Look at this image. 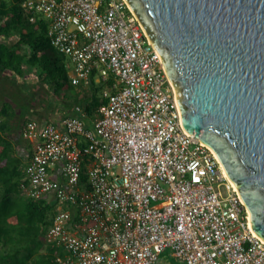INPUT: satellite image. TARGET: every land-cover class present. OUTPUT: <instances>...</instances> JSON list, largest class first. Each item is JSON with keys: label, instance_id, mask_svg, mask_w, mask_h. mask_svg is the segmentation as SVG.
Listing matches in <instances>:
<instances>
[{"label": "built area", "instance_id": "2783aa9c", "mask_svg": "<svg viewBox=\"0 0 264 264\" xmlns=\"http://www.w3.org/2000/svg\"><path fill=\"white\" fill-rule=\"evenodd\" d=\"M21 7L47 21L74 87L92 76L110 82L92 128L75 106L57 123L29 119L20 131L32 147L20 193L57 203L43 236L53 254L64 252L55 264H154L166 250L184 264H264L249 211L214 151L183 129L161 57L127 2Z\"/></svg>", "mask_w": 264, "mask_h": 264}, {"label": "water", "instance_id": "95a60500", "mask_svg": "<svg viewBox=\"0 0 264 264\" xmlns=\"http://www.w3.org/2000/svg\"><path fill=\"white\" fill-rule=\"evenodd\" d=\"M125 1L264 240V0Z\"/></svg>", "mask_w": 264, "mask_h": 264}, {"label": "trees", "instance_id": "16d2710c", "mask_svg": "<svg viewBox=\"0 0 264 264\" xmlns=\"http://www.w3.org/2000/svg\"><path fill=\"white\" fill-rule=\"evenodd\" d=\"M21 1L0 0V264H55L56 255L64 252L57 248L53 254L43 236L57 213V203L52 198H30L19 191L24 159L16 149L18 142L11 138L16 112L20 111L19 119L23 120L32 101L44 102L39 91L47 88L64 102L65 116L73 115L75 106L81 107L85 128L90 129L106 98L95 95L100 85L93 76L89 85L73 87L67 58L47 37V21L35 13L26 16ZM14 78L27 83L26 92L18 93L21 102L9 89L4 91L5 86L19 88ZM30 82L40 90L32 91ZM85 179L84 171L81 183Z\"/></svg>", "mask_w": 264, "mask_h": 264}, {"label": "crops", "instance_id": "0c3cea01", "mask_svg": "<svg viewBox=\"0 0 264 264\" xmlns=\"http://www.w3.org/2000/svg\"><path fill=\"white\" fill-rule=\"evenodd\" d=\"M14 81L20 83L22 87L24 84H25L24 86L27 87V83L26 82L24 83L23 79L14 78ZM29 84L34 86L32 88V91L36 92L40 90L39 88L37 89V87L33 83L30 82ZM14 87L15 85L11 87L7 86V89H9L12 94H14L15 92L13 91L17 89L16 87L14 89ZM45 90H47L46 95H42L40 93V97L43 98L44 102L38 101L37 103L36 102L34 103L32 101L29 109L30 111L27 113V115L23 120L19 119L21 114L19 113L20 111L16 112V120L14 122L13 128L11 129V138L13 141L18 142L16 143L17 144L16 149L18 150V153L23 157L24 162L29 158L28 155L31 153L32 147H31V143L25 139H22L20 135L22 123H24V121L28 119H34L40 123H57L60 120V118L65 116L66 114L65 113L66 110L64 109L65 108L64 102L50 95V91L47 88H45ZM39 92H41V90ZM18 101L20 102V100ZM154 264H184V263L172 257L169 254V252L166 250L159 255L157 261Z\"/></svg>", "mask_w": 264, "mask_h": 264}, {"label": "rangeland", "instance_id": "374dc122", "mask_svg": "<svg viewBox=\"0 0 264 264\" xmlns=\"http://www.w3.org/2000/svg\"><path fill=\"white\" fill-rule=\"evenodd\" d=\"M40 16V17H42L43 18V16L40 14V13H37L36 15H35V17H37V16ZM67 61H68V59H67ZM69 66H71V63H70V61H69ZM100 86L97 88V90H96V93H95V95L97 96V97H101V96H103V94L105 93V92H108L109 91V87H108V85H107V83L106 82H100V83H98ZM20 88H17L16 89V91L14 90L13 92H15L14 93V99H16V100H20V98L18 97V93H20V94H23L24 92H26V90L28 89L26 86H24L25 87V89H24V87H21V84L20 83H18L17 84ZM72 87V86H71ZM74 87V86H73ZM72 87V88H73ZM7 90V87L5 86V88H4V91H6ZM67 90H69V89H67ZM47 90H45V88L44 89H42L41 90V94L42 95H46V92ZM50 95H52L51 94V92H50ZM22 100V99H21ZM21 100H20V102H21ZM220 190L222 191V193L223 194H226V189L224 188V186H222L221 188H220Z\"/></svg>", "mask_w": 264, "mask_h": 264}, {"label": "bare ground", "instance_id": "6f19581e", "mask_svg": "<svg viewBox=\"0 0 264 264\" xmlns=\"http://www.w3.org/2000/svg\"><path fill=\"white\" fill-rule=\"evenodd\" d=\"M47 24V23H46ZM249 218H250V215H249ZM250 227H251V223H250ZM252 228V227H251ZM252 231H253V229H252Z\"/></svg>", "mask_w": 264, "mask_h": 264}]
</instances>
